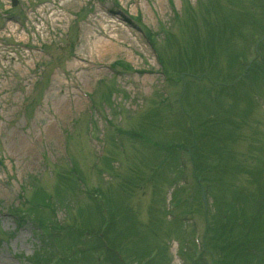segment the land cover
Returning a JSON list of instances; mask_svg holds the SVG:
<instances>
[{
	"label": "rangeland",
	"instance_id": "374dc122",
	"mask_svg": "<svg viewBox=\"0 0 264 264\" xmlns=\"http://www.w3.org/2000/svg\"><path fill=\"white\" fill-rule=\"evenodd\" d=\"M15 1L0 0V264L72 246L68 264H199L195 235L212 264L237 223L263 231V252L264 0ZM193 56L197 76L182 75ZM180 107L199 132L192 175L187 153L161 149L182 138ZM102 218L115 259L95 247ZM38 219L61 230L40 235Z\"/></svg>",
	"mask_w": 264,
	"mask_h": 264
},
{
	"label": "trees",
	"instance_id": "16d2710c",
	"mask_svg": "<svg viewBox=\"0 0 264 264\" xmlns=\"http://www.w3.org/2000/svg\"><path fill=\"white\" fill-rule=\"evenodd\" d=\"M253 41L254 40H252V42ZM197 44H202V43L197 39ZM247 47H249V46H247ZM186 54L190 55V50ZM205 54L209 55L207 50H205V47H203V52H202L201 56L204 57ZM211 54L212 53H210V55ZM178 55H180V52H178ZM211 57H213V56H211ZM158 58H159V56H158ZM180 59H182V58L180 57ZM243 60H245L244 57L236 55L234 57V60H232L231 62H233L234 65H235V63H237L242 68V61ZM184 61L185 60H183V62ZM187 61H188L187 67L186 68L182 67L183 68L182 69L183 70L182 75L187 73L188 77L197 76L196 74L198 72L197 71L198 69H196V66L198 64V61L195 60L194 56H193V58H190ZM200 63H201V61H200ZM215 66H216V64H215ZM214 69L215 70H212V71L216 72V67H214ZM241 74H237V76H235L234 78H231L229 80V83H232ZM251 74L252 73H249V71L247 70V72L244 74L245 76L242 79H240L239 81L243 80L244 78L247 79ZM203 76H207V71H202L201 77H203ZM225 78L226 77H224V78L217 77L218 80H222V79H225ZM235 85H237V83ZM229 90L230 89L224 87L223 88V93L224 94H226L227 92L231 93V92H229ZM185 119L186 120L188 119V121L182 127V138L179 139L177 142H172L171 144L167 145L166 147H162L161 149L166 151V152H176V151L178 152L179 151V152L184 153V154L187 153L190 156L189 159H190V162H191L192 166L194 165L193 169L196 170V158H195L194 152L196 151V148H197V138H198V133L199 132L197 131L196 124L193 123V120H191V117L189 115ZM188 123H189V125H188ZM129 136L132 139H134V137L142 138L141 136L135 135L132 132L129 134ZM152 147L154 148L153 150H155V148H159V147H157L155 145H152ZM233 215H234L233 209H230V210H228V213H225V219L227 221L226 224L230 225L232 223V216ZM241 219L244 220L245 218L242 216ZM40 220H43V219H38V223L39 224H37V227L39 229H41L43 232L45 230H48L49 228L47 229L45 227V223H44L45 220H43V221H40ZM108 226L109 227L106 228L102 232V235L100 233V237L99 238H102L101 243L97 244V246H95V247H98L100 245L101 248H99L98 252L100 250L102 252H104L105 250H108V251L111 252V255L115 259L117 257V255L114 252L115 250L112 248V245H111V247L107 246V245H109L110 242L109 241L107 242V240H105V238H104V236L107 234L108 229L110 230V228H111L110 225H108ZM253 227L254 228H251V229L247 230L244 233L245 237L242 238L241 235H240L241 225H240V223H237V225L234 228V230L238 229L237 237L234 238L233 235H232L231 236L232 239L230 237L228 239H226V240L223 239L224 240V244H223L221 252L219 250H217V247H214L219 253L218 254L216 253V259L212 260V264H233L232 261H230L229 259H226V258L233 257V256L235 258L236 264H252L253 261H257L258 263H260V262L263 263L264 262V259H263L264 258V251L261 252V250H260V252H259V247L257 248V245H256V238H253L254 234L260 235L263 231H261V229L257 230L258 228L256 226H253ZM84 230H85V232L88 235L91 234L90 231H88V230L86 231V229H84ZM234 230H233V232H234ZM54 231L55 230H51V233H50V230H49V236H48L49 238H51V236H54L52 234V233H54ZM86 233H83L82 236H84ZM219 234H220V232L216 231L215 235L217 236L216 238H218V240H219ZM227 241H230L229 246L226 244ZM224 246H226V247H224ZM72 247H68L67 249L64 248L65 252H66V255H67L68 252H71V248ZM227 249H228V251H227ZM50 258L51 257H49V259L48 258L44 259L43 262L48 264L50 262ZM260 258H261V260H260ZM63 259L68 260L66 262V264H68L70 258H68V256H65ZM62 260L59 261V262H63ZM118 263L121 264V262H118ZM198 263L201 264V262H198Z\"/></svg>",
	"mask_w": 264,
	"mask_h": 264
},
{
	"label": "bare ground",
	"instance_id": "6f19581e",
	"mask_svg": "<svg viewBox=\"0 0 264 264\" xmlns=\"http://www.w3.org/2000/svg\"><path fill=\"white\" fill-rule=\"evenodd\" d=\"M107 21V20H106ZM107 35V34H106ZM92 39L91 38H89V41H91ZM92 43H93V45H92ZM97 44H99V47H103V48H106L108 45H109V43H107V42H105V41H98V42H96V41H93V42H91V50L89 49V51L92 53V51H94V49L96 48V45ZM98 48V47H97ZM104 52V51H103ZM99 54H100V52H99ZM98 54V55H99ZM26 148V145L25 144H23V147H21L20 149H19V151L20 152H22V153H24V152H27V151H24V149Z\"/></svg>",
	"mask_w": 264,
	"mask_h": 264
}]
</instances>
